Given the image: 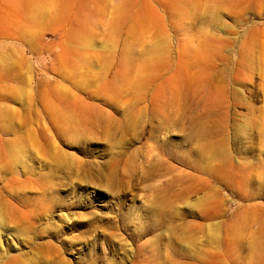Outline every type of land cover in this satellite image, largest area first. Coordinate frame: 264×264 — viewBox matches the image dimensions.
<instances>
[{"label":"rangeland","instance_id":"374dc122","mask_svg":"<svg viewBox=\"0 0 264 264\" xmlns=\"http://www.w3.org/2000/svg\"><path fill=\"white\" fill-rule=\"evenodd\" d=\"M0 264H264V0H0Z\"/></svg>","mask_w":264,"mask_h":264},{"label":"bare ground","instance_id":"6f19581e","mask_svg":"<svg viewBox=\"0 0 264 264\" xmlns=\"http://www.w3.org/2000/svg\"><path fill=\"white\" fill-rule=\"evenodd\" d=\"M36 10H37L38 14H40V13H41V10H40V9H36Z\"/></svg>","mask_w":264,"mask_h":264}]
</instances>
